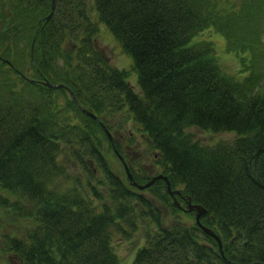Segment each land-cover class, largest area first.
I'll return each mask as SVG.
<instances>
[{
  "label": "trees",
  "instance_id": "trees-1",
  "mask_svg": "<svg viewBox=\"0 0 264 264\" xmlns=\"http://www.w3.org/2000/svg\"><path fill=\"white\" fill-rule=\"evenodd\" d=\"M92 12L85 0H0V253L121 264L116 235L142 230L131 264H264V0H94ZM100 27L130 68L95 48ZM210 29L236 72L196 40ZM99 121L131 123L127 143L141 132L157 175L182 209H205L221 250L164 181L140 192L111 170ZM191 128L234 138L205 145ZM132 170L139 185L153 177Z\"/></svg>",
  "mask_w": 264,
  "mask_h": 264
},
{
  "label": "rangeland",
  "instance_id": "rangeland-1",
  "mask_svg": "<svg viewBox=\"0 0 264 264\" xmlns=\"http://www.w3.org/2000/svg\"><path fill=\"white\" fill-rule=\"evenodd\" d=\"M93 1L94 0H85L86 6L89 9L91 19L93 18ZM261 24L264 25V20L261 21ZM100 36L97 38L94 46L97 50H99L103 56L107 59L109 64L115 68L118 69H128L132 66V60L129 57L124 56L119 48L117 47L115 40L113 36L110 34V32L106 29V27H100ZM197 41L200 40H206L213 44L215 55L219 59L220 63L225 66V68L230 73L236 72L237 70V60L234 56L231 54H227L224 49V42L221 40L220 36H218L216 33H214L212 30L204 31L203 33L199 34L196 37ZM262 42L264 43V35L262 37ZM29 76V74H28ZM134 76L130 78V81L132 84H134ZM119 117H115V120L113 122V126L118 125ZM109 124H112V121H108ZM131 123H128L125 130L118 132V131H112L111 137L112 140L104 143L103 145V154L105 156V160L107 161V164H109V167L114 172L118 173L122 178L123 176H126L125 171L123 170L122 164L118 159V156L121 154L117 153L112 149L113 145H118L121 147V150L123 151L124 157H125V163L126 166L131 170L132 169L138 170V172H141L143 170L147 175L154 176L158 174V168L155 169L152 153L148 151V148L146 145H144L141 132H134V138L130 143H127V137L131 130ZM115 132V133H114ZM190 134L193 135L195 140L199 141L202 144H216L218 141L223 140H232L234 138V135L230 133L225 134H209L207 132H202L200 130H197L195 128H191L188 130ZM108 144L111 145V151L108 149ZM94 171V170H93ZM96 172V170H95ZM143 176V175H142ZM134 189L136 187H133ZM101 190H103L101 188ZM145 198H148V193H142ZM163 216L166 215V210L162 209ZM172 218L168 219L169 221ZM166 222V225L168 224V221ZM143 231L139 230L136 232L135 235L132 236L131 240L123 239L120 235H116L114 240V249L116 254L121 260V264H131L133 261V258L136 254V251L142 247L143 245ZM16 260L9 259L8 255H3L0 253V264H15Z\"/></svg>",
  "mask_w": 264,
  "mask_h": 264
},
{
  "label": "water",
  "instance_id": "water-1",
  "mask_svg": "<svg viewBox=\"0 0 264 264\" xmlns=\"http://www.w3.org/2000/svg\"><path fill=\"white\" fill-rule=\"evenodd\" d=\"M45 85L48 86V87H52V88L57 87V86H53V85H49V84H45ZM84 112L87 115L91 116L92 118H94V119L96 118V117L92 116L90 113H88L86 111H84ZM105 132H106V135H107L108 139H110V141H111L112 140L111 135L108 133L107 130H105ZM118 158H119V160L121 161V163H122V165L124 167L123 170H125V173L127 175V178L130 181V184L132 186L136 187L138 190H140V191L141 190H145L146 188L150 187L156 180H162V181H164L166 183L167 193L171 197H174L175 195H179V192H177V191L171 192V190L169 189L170 188V184H169L167 178L164 177V176H161V175L156 176L155 178L153 177L148 183H146V184L144 183V185H138L137 183H135L133 181V178L130 175L129 170H128L124 160H122V157L118 156ZM174 204L177 207H179L175 199H174ZM185 211L188 212V213H194L195 223L198 225V228L201 229L206 235L211 237V239H214L217 242V244L219 246V249L221 250V242H220L219 238L216 236V234L212 230H210V228H206V227L202 226L201 223H200L201 216H203L205 214V212H206L205 209L203 207L199 206V205L198 206L197 205H192L190 200H188L187 201V208L185 209Z\"/></svg>",
  "mask_w": 264,
  "mask_h": 264
},
{
  "label": "bare ground",
  "instance_id": "bare-ground-1",
  "mask_svg": "<svg viewBox=\"0 0 264 264\" xmlns=\"http://www.w3.org/2000/svg\"><path fill=\"white\" fill-rule=\"evenodd\" d=\"M144 190H141V192H143ZM171 192H173L172 190H171Z\"/></svg>",
  "mask_w": 264,
  "mask_h": 264
}]
</instances>
